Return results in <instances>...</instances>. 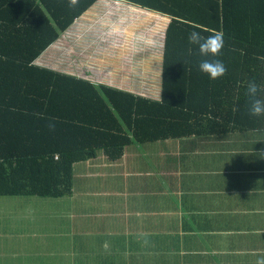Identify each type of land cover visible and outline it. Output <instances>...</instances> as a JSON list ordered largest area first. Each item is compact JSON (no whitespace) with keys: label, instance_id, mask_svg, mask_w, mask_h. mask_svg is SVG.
<instances>
[{"label":"crops","instance_id":"1","mask_svg":"<svg viewBox=\"0 0 264 264\" xmlns=\"http://www.w3.org/2000/svg\"><path fill=\"white\" fill-rule=\"evenodd\" d=\"M146 18L162 25L157 57L146 46ZM171 19L126 0H98L34 64L160 100ZM238 120L132 142L118 160L99 151L75 163L72 194L27 201L57 206V217L7 221L0 264L264 260V117Z\"/></svg>","mask_w":264,"mask_h":264},{"label":"trees","instance_id":"2","mask_svg":"<svg viewBox=\"0 0 264 264\" xmlns=\"http://www.w3.org/2000/svg\"><path fill=\"white\" fill-rule=\"evenodd\" d=\"M97 1L0 0V196L70 195L75 163L238 123L249 83L264 89V0H126L172 18L160 100L35 65ZM192 31L223 34V77L199 71Z\"/></svg>","mask_w":264,"mask_h":264},{"label":"clouds","instance_id":"3","mask_svg":"<svg viewBox=\"0 0 264 264\" xmlns=\"http://www.w3.org/2000/svg\"><path fill=\"white\" fill-rule=\"evenodd\" d=\"M75 3V0H72ZM188 41L198 49L199 55L203 57L198 63V69L210 80H217L223 77L227 68L222 59V50L224 47L223 34L216 32L208 36H203L198 31H192L188 35ZM261 89L255 82H250L247 88L249 97V112L255 117H264V98H261ZM257 264H264V260Z\"/></svg>","mask_w":264,"mask_h":264},{"label":"rangeland","instance_id":"4","mask_svg":"<svg viewBox=\"0 0 264 264\" xmlns=\"http://www.w3.org/2000/svg\"><path fill=\"white\" fill-rule=\"evenodd\" d=\"M152 21V19L149 21V19L146 18V46L147 43L150 42L153 45L151 47H155L156 49L154 50L152 48V53L155 57H157L159 55L158 53L162 44V41L160 39L162 37V25L159 21ZM156 52L158 55L156 54ZM146 54H148L147 49ZM151 75H153V72ZM151 79H154V77ZM151 84L155 86L156 82H152ZM34 199H47V197L0 196V232L2 229L8 227L9 224H6L7 221H16L17 224H19V221H29L31 219L47 220L58 216L57 211L59 210V208L57 206H55V208H51L50 206H40L38 204L27 202L34 201Z\"/></svg>","mask_w":264,"mask_h":264}]
</instances>
